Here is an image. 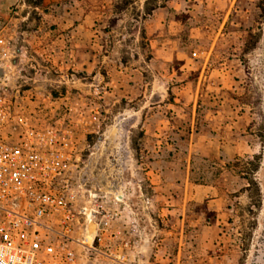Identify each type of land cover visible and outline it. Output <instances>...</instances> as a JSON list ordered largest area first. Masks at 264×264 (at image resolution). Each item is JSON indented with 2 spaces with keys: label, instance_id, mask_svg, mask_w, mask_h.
<instances>
[{
  "label": "rangeland",
  "instance_id": "374dc122",
  "mask_svg": "<svg viewBox=\"0 0 264 264\" xmlns=\"http://www.w3.org/2000/svg\"><path fill=\"white\" fill-rule=\"evenodd\" d=\"M0 47L107 214L75 264H264V0H0Z\"/></svg>",
  "mask_w": 264,
  "mask_h": 264
},
{
  "label": "built area",
  "instance_id": "2783aa9c",
  "mask_svg": "<svg viewBox=\"0 0 264 264\" xmlns=\"http://www.w3.org/2000/svg\"><path fill=\"white\" fill-rule=\"evenodd\" d=\"M8 48L0 47V264H75L107 214L75 178L79 156L66 130L36 126L8 93ZM101 207V206H99Z\"/></svg>",
  "mask_w": 264,
  "mask_h": 264
}]
</instances>
